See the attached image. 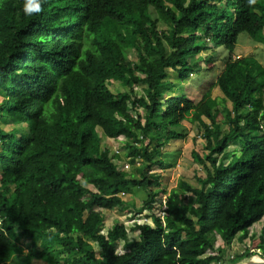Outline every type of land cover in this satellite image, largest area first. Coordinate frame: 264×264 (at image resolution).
Masks as SVG:
<instances>
[{
  "label": "trees",
  "instance_id": "16d2710c",
  "mask_svg": "<svg viewBox=\"0 0 264 264\" xmlns=\"http://www.w3.org/2000/svg\"><path fill=\"white\" fill-rule=\"evenodd\" d=\"M225 2L40 0L27 15L25 0H0V264H212L237 238L246 249L230 264L252 250L264 258V65L235 56L241 34L264 43V0ZM220 48L228 55L212 87L231 107L218 108L212 90L198 103L173 95L168 71L186 82L211 50V72ZM110 81L126 90L113 93ZM184 120L201 124L205 152L192 158L206 176L166 195L154 171L170 165L162 150L186 137ZM133 188L146 192L139 214L153 225L135 223L136 240L122 222L104 234L103 211L124 206Z\"/></svg>",
  "mask_w": 264,
  "mask_h": 264
},
{
  "label": "rangeland",
  "instance_id": "374dc122",
  "mask_svg": "<svg viewBox=\"0 0 264 264\" xmlns=\"http://www.w3.org/2000/svg\"><path fill=\"white\" fill-rule=\"evenodd\" d=\"M224 3L225 0H223ZM212 48L211 46H209ZM211 51V50H210ZM210 51L202 52L198 57L194 59V62H198L199 59H202L199 62L201 66L200 71L196 72V74L191 75V77L186 81L181 83L178 79V75L173 72L172 70L168 71V78L170 80L175 81L176 88L174 89L173 95H187L193 97L195 102L198 103L202 99V96L209 90L211 91L212 97L217 98L219 103L221 104L218 108L222 109L221 106H225L226 108H230V103L226 100V104L222 102L224 96L222 92L218 88H213L215 81L218 75L221 73L223 68V59H225L228 55V52L224 48L217 49L215 55L212 57L214 58L216 64L213 67L211 72L207 71V65L204 61V58L210 55ZM248 55H253L257 58L259 62L264 65V43L261 42H254L252 41L248 35L241 34L238 38V44L235 50V56L240 58ZM129 58L135 60V52H129ZM109 89L113 93H118L121 91H125L126 88L122 83L119 81H110L109 82ZM139 91V89H137ZM207 123L209 121L203 118ZM183 133L185 134V138L177 141H170L166 144L164 149L162 150L164 155L163 158L168 164H170L166 168H156L154 174L158 176L160 183L162 185V189L166 190V195L170 193V191L174 188L179 186L180 181H185L186 183L190 184L192 187L200 188L199 179L205 178L206 170L202 167L200 163H197L192 158V151L197 149L199 152H205V138L201 136L202 129L201 124L199 122L191 123L188 120H184L182 122ZM5 130H10L16 128V126H12L10 124H5ZM99 134L102 135V131L99 129ZM103 145L108 146L111 149V154H115L116 151L122 154L126 150L121 149V143L116 141L111 144L108 142V138L102 137ZM240 147V144L231 145L229 150H233V148ZM121 159H115V162L118 161V164L121 163L122 166L125 163H128L127 159H123V154L121 155ZM129 164V163H128ZM136 166H132L131 164L125 166V169L128 170L130 174L138 175L136 172ZM85 184V183H84ZM88 188H92L91 186L86 185ZM166 195H159L156 198V214L162 213V211L158 208V206L162 205L165 207V197ZM189 195L188 193L186 194ZM147 194L141 188H133L129 193L123 195V200L126 204L122 207H117L112 210H104L105 216V223L103 224L102 232L104 234L117 222H122L125 224L126 229L128 231L129 240H136L139 238L138 234L139 231H134L133 227L135 223H143L147 219L150 223L151 218L148 217L150 213L145 211L142 214H139V209L141 208L144 200L146 199ZM189 203H193V198L190 196L188 199ZM262 227V223H256L252 228L250 233H258ZM19 234L16 232V237ZM21 239V238H20ZM19 239V240H20ZM24 247V252H27V245L29 241L26 239H22L20 242ZM97 253L100 252L97 244H93ZM213 245L223 246L221 239L215 240ZM225 249V261L220 263H212V264H230L228 259H232L235 255L242 254L245 252L246 246L244 243L240 242L239 239H235L229 248ZM117 253L122 254L124 253L123 242H120L117 245ZM256 251V252H255ZM251 252L256 253L253 257H259L260 259L263 257L261 256V252L257 250H252ZM252 258V257H251ZM261 262V261H260ZM259 262V263H260ZM18 260H15L13 264H17ZM31 264H49L46 261L33 259ZM67 264V263H64Z\"/></svg>",
  "mask_w": 264,
  "mask_h": 264
},
{
  "label": "clouds",
  "instance_id": "9594fccd",
  "mask_svg": "<svg viewBox=\"0 0 264 264\" xmlns=\"http://www.w3.org/2000/svg\"><path fill=\"white\" fill-rule=\"evenodd\" d=\"M24 11L27 15H32L34 13H39L40 11H42L40 0H25ZM147 222L149 224L153 225L152 222L151 223L149 221H147ZM144 223H146V222H143L140 224H144Z\"/></svg>",
  "mask_w": 264,
  "mask_h": 264
},
{
  "label": "water",
  "instance_id": "95a60500",
  "mask_svg": "<svg viewBox=\"0 0 264 264\" xmlns=\"http://www.w3.org/2000/svg\"><path fill=\"white\" fill-rule=\"evenodd\" d=\"M255 258H257V257H252L247 263H245V264H264V258L262 259H260L261 260V262L259 263V262H257L256 260H255ZM259 258V257H258Z\"/></svg>",
  "mask_w": 264,
  "mask_h": 264
},
{
  "label": "bare ground",
  "instance_id": "6f19581e",
  "mask_svg": "<svg viewBox=\"0 0 264 264\" xmlns=\"http://www.w3.org/2000/svg\"><path fill=\"white\" fill-rule=\"evenodd\" d=\"M255 260H256L257 262H260V261H261L260 258H258V257L255 258Z\"/></svg>",
  "mask_w": 264,
  "mask_h": 264
},
{
  "label": "built area",
  "instance_id": "2783aa9c",
  "mask_svg": "<svg viewBox=\"0 0 264 264\" xmlns=\"http://www.w3.org/2000/svg\"><path fill=\"white\" fill-rule=\"evenodd\" d=\"M116 153H118V151H116ZM145 221L144 222H147L148 220L144 219Z\"/></svg>",
  "mask_w": 264,
  "mask_h": 264
}]
</instances>
